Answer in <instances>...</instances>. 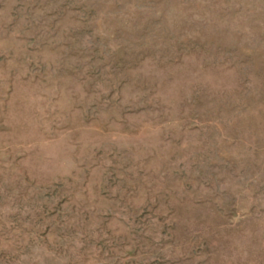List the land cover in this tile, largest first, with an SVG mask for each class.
Segmentation results:
<instances>
[{"label":"rangeland","instance_id":"1","mask_svg":"<svg viewBox=\"0 0 264 264\" xmlns=\"http://www.w3.org/2000/svg\"><path fill=\"white\" fill-rule=\"evenodd\" d=\"M0 264H264V0H0Z\"/></svg>","mask_w":264,"mask_h":264}]
</instances>
